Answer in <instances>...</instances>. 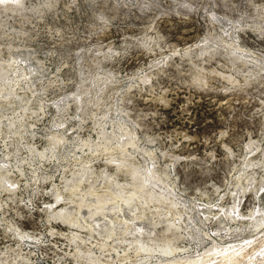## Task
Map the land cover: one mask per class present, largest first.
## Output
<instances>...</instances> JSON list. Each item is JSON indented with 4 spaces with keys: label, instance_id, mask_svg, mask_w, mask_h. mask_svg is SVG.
Listing matches in <instances>:
<instances>
[{
    "label": "rangeland",
    "instance_id": "374dc122",
    "mask_svg": "<svg viewBox=\"0 0 264 264\" xmlns=\"http://www.w3.org/2000/svg\"><path fill=\"white\" fill-rule=\"evenodd\" d=\"M142 246L264 264V0H0V264Z\"/></svg>",
    "mask_w": 264,
    "mask_h": 264
},
{
    "label": "bare ground",
    "instance_id": "6f19581e",
    "mask_svg": "<svg viewBox=\"0 0 264 264\" xmlns=\"http://www.w3.org/2000/svg\"><path fill=\"white\" fill-rule=\"evenodd\" d=\"M77 183V182H76ZM68 184V183H67ZM72 184V183H71ZM74 184V183H73ZM72 184V185H73ZM75 185V184H74ZM77 185V184H76ZM70 186V185H69ZM75 189V188H74ZM69 190V189H68ZM71 190V189H70ZM57 195V194H56ZM58 196V195H57ZM56 197V196H55ZM81 210V209H80ZM80 210H77L75 213L76 214H79L80 213ZM59 213V212H58ZM57 213V214H58ZM60 214V213H59ZM61 215H62V213H61ZM55 216V215H54ZM57 217V216H56ZM57 218H59V217H57ZM71 218V217H70ZM62 224H64V225H71L72 223L71 222H73V220H70L69 219V217H62L61 218V221H60ZM81 223L83 224V226H85V227H87V226H89L88 224H89V221L87 220V219H82L81 220ZM76 225H77V223H76ZM72 226V225H71ZM78 226V225H77ZM86 229V228H85ZM72 236V235H71ZM74 238V237H73ZM141 246V245H140ZM147 246V245H146ZM146 246H142V247H144V248H147ZM150 249V248H149ZM148 248H147V254H148V256H157V255H160V256H162V257H164V258H168L169 260L171 259V262H170V264H191V263H193V262H196V261H198V262H203L204 260H206L205 258H207L208 259V256H207V254L206 255H203V256H201V258H199V259H190L189 257V259H186V258H184L183 256V251H181V250H176V249H170V248H160V251H159V253H156V252H154V251H152L151 249L149 250ZM154 249V248H153ZM144 251V250H143ZM136 252H138V251H136ZM204 254V253H203ZM195 264V263H194Z\"/></svg>",
    "mask_w": 264,
    "mask_h": 264
}]
</instances>
